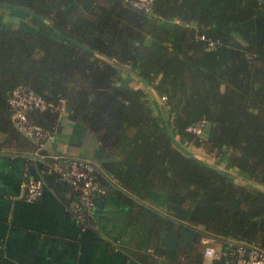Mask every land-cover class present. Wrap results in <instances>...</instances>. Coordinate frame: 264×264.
Wrapping results in <instances>:
<instances>
[{"label": "trees", "instance_id": "obj_1", "mask_svg": "<svg viewBox=\"0 0 264 264\" xmlns=\"http://www.w3.org/2000/svg\"><path fill=\"white\" fill-rule=\"evenodd\" d=\"M0 4L23 9L0 8V132L17 130L8 107L15 86L49 102L63 99L71 118L112 154L103 163L112 181L98 171L97 181L109 190L102 197L117 194L128 206L126 225L140 232L135 254L142 259L155 241L154 253L175 257L158 246L160 237L183 227L195 234L192 251L203 236L226 240L222 252L239 243L264 251V0H154L152 15L122 0ZM15 13L40 25L16 23ZM201 35L217 43L208 48ZM119 65L149 83L164 119L147 87L135 86L140 80ZM29 117L56 128L57 113L33 110ZM166 119L177 140L223 157L247 183L178 150ZM200 119L208 125L201 137L186 130ZM158 195L164 211L141 201ZM227 260L221 254L213 264Z\"/></svg>", "mask_w": 264, "mask_h": 264}, {"label": "crops", "instance_id": "obj_2", "mask_svg": "<svg viewBox=\"0 0 264 264\" xmlns=\"http://www.w3.org/2000/svg\"><path fill=\"white\" fill-rule=\"evenodd\" d=\"M13 20L33 27L40 25L21 13H15ZM134 85L143 86L141 82ZM146 89L153 96L157 114L164 119L162 102L153 90ZM55 132L54 139L44 149H38L18 129L0 132V264H213L225 250L226 240L223 243L216 240L214 259L203 256L201 243L192 251L196 244H187L194 240L179 241L174 250H167L160 243L161 234L158 246L166 252H176L175 257L170 259L165 252L154 253L155 241L154 248L145 250L148 258H140L139 252L135 254L140 232L127 227L128 206L117 194L96 200L87 212L82 202L78 205L73 201L68 184L46 171L51 156L74 158L93 163L106 181H112L110 172L103 167V163L113 159L112 154L101 148L95 135L72 119L66 109L57 118ZM193 151L227 164L223 157ZM27 178L44 181L42 194L32 201L24 197L23 182ZM161 200V195L157 201L141 199L160 212L164 211ZM178 229L168 231L177 234L181 228Z\"/></svg>", "mask_w": 264, "mask_h": 264}, {"label": "built area", "instance_id": "obj_3", "mask_svg": "<svg viewBox=\"0 0 264 264\" xmlns=\"http://www.w3.org/2000/svg\"><path fill=\"white\" fill-rule=\"evenodd\" d=\"M127 7L152 15L154 0H122ZM175 24H181L177 19ZM200 39L207 41V47L213 48L217 43L207 39L204 35ZM64 100L58 103L49 102L41 95L35 93L29 86L19 84L15 86L8 97L10 118L15 127L27 138L31 139L38 149H44L55 137V129H48L35 124L29 117L33 110L50 111L58 116L65 110ZM208 127L205 119L187 127V131L195 136H202ZM52 162L47 167V173L52 174L59 181L67 183L72 189L79 193V200L84 205L83 209L90 212L97 199L107 195L106 186L98 183L96 166L88 161L51 156ZM44 181L42 179L27 178L23 182L24 197L28 201L37 199L43 191ZM80 209V207H79ZM216 239L212 236H203L200 243L203 246V256L214 259L217 255L215 250ZM227 264H264V251L245 243H239L226 252Z\"/></svg>", "mask_w": 264, "mask_h": 264}, {"label": "water", "instance_id": "obj_4", "mask_svg": "<svg viewBox=\"0 0 264 264\" xmlns=\"http://www.w3.org/2000/svg\"><path fill=\"white\" fill-rule=\"evenodd\" d=\"M7 7H12V8H16V9H20L23 10L21 7L18 6H14V5H9V4H0V8H7ZM29 14L35 15L32 11L30 10H26ZM38 17V16H37ZM64 37L66 39H68L69 41H71L72 43H74L75 45L81 47L82 49L89 51L91 53H93V51L87 47H85L84 45L78 43L77 41H74L72 39H70L68 36L64 35ZM115 63V62H114ZM118 65V64H117ZM120 68L125 69L127 72L132 73L137 79L140 80V82L142 83L143 86L147 87L150 91H152L153 89L151 88V86L149 85V83L142 78L140 75H138L137 73L133 72L131 69L119 65ZM165 124L167 127V133L168 136L171 140V142L174 144V146L180 150L182 153H184L185 155L189 156V157H194L210 166L213 167H217V162L215 159H207L204 156H200L198 155L196 152H194L193 150L189 149L186 144H183L182 142H180L179 140L176 139V137L174 136L171 126H170V122L168 119L165 120ZM214 160V161H213ZM218 168V167H217ZM251 182V181H249ZM195 238V235L190 232L188 229H186L185 227H183L182 229L179 230V232L177 234H171L168 230H163L162 231V239H161V245L167 249V250H174L176 248V245L179 241H183V242H189L191 240H193ZM228 264H235L234 262H230Z\"/></svg>", "mask_w": 264, "mask_h": 264}, {"label": "rangeland", "instance_id": "obj_5", "mask_svg": "<svg viewBox=\"0 0 264 264\" xmlns=\"http://www.w3.org/2000/svg\"><path fill=\"white\" fill-rule=\"evenodd\" d=\"M183 144H186V146L191 150L193 149V150H196L199 152H201L200 150H202L200 148L194 147L193 145H191V143H188V142L183 143ZM201 153L204 154L203 152H201ZM202 154H200V155H202ZM216 164H217V167L219 170L225 172L226 175H228L230 178H232L235 182L240 183V184L247 183V180L244 177L240 176L239 173L237 172V170L233 169L229 164L223 165L221 162H219V160Z\"/></svg>", "mask_w": 264, "mask_h": 264}]
</instances>
